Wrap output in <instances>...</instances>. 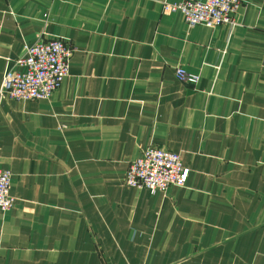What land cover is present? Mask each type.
<instances>
[{
	"label": "crops",
	"instance_id": "1",
	"mask_svg": "<svg viewBox=\"0 0 264 264\" xmlns=\"http://www.w3.org/2000/svg\"><path fill=\"white\" fill-rule=\"evenodd\" d=\"M163 1L0 0V264H264V0H239L232 29ZM53 37L73 48L60 87L2 97ZM149 145L179 154L184 185L125 184Z\"/></svg>",
	"mask_w": 264,
	"mask_h": 264
},
{
	"label": "built area",
	"instance_id": "2",
	"mask_svg": "<svg viewBox=\"0 0 264 264\" xmlns=\"http://www.w3.org/2000/svg\"><path fill=\"white\" fill-rule=\"evenodd\" d=\"M239 0H181L162 2V12L180 11L188 27L204 25L232 29L238 25ZM73 48L61 37L38 39L25 47L15 67L5 72L1 95L15 100L45 99L57 90L68 75L69 58ZM175 77L195 84L198 75L181 67L174 70ZM189 169L177 152L149 145L130 161L124 181L128 186L147 189L150 193L165 191L171 185L185 184ZM12 172L0 167V208L11 209L16 197L11 192Z\"/></svg>",
	"mask_w": 264,
	"mask_h": 264
}]
</instances>
